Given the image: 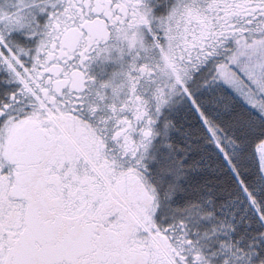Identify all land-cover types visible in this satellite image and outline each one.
I'll return each mask as SVG.
<instances>
[{"label":"snow or ice","instance_id":"snow-or-ice-1","mask_svg":"<svg viewBox=\"0 0 264 264\" xmlns=\"http://www.w3.org/2000/svg\"><path fill=\"white\" fill-rule=\"evenodd\" d=\"M0 264H264V0H0Z\"/></svg>","mask_w":264,"mask_h":264}]
</instances>
